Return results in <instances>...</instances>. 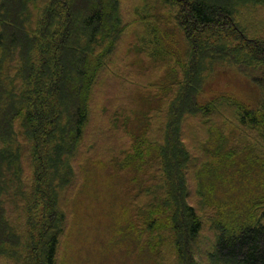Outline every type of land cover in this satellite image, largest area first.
Masks as SVG:
<instances>
[{
    "label": "trees",
    "instance_id": "1",
    "mask_svg": "<svg viewBox=\"0 0 264 264\" xmlns=\"http://www.w3.org/2000/svg\"><path fill=\"white\" fill-rule=\"evenodd\" d=\"M259 9H264V0H146L136 9L137 19L146 20L147 33L141 39L149 38L142 40L145 45L141 51L166 70L162 84L165 82L163 90L169 99L168 119L181 110L179 102L186 88L198 94L206 78L203 72L215 69L221 57H233L236 64L258 70L260 74L253 76L252 82L264 90V39L249 37L264 31ZM77 11L82 12L79 19ZM176 30L185 43L183 56L171 47ZM124 31L119 0H0L2 260L13 256L14 252L7 251L15 244L20 248L19 264H57L67 224L65 201L60 200L77 179L75 163L83 156L80 148L91 102ZM234 42L239 50H225ZM197 98L192 101L195 106L203 115H210L213 106L198 105ZM220 99L217 106L221 112L226 105L234 108L243 126L264 127V97L258 103L260 112L230 97ZM112 114L114 127L129 124L128 113L117 110ZM140 138L126 158L118 159L119 155L114 159L120 169L135 165L142 169L154 161L142 145L136 146ZM154 147L159 157L150 168L165 162L161 169L152 170L161 172L166 186L140 190L139 196L147 200L143 204L134 200L137 212L147 215L139 217L142 225L135 231L140 238L174 232L170 241L175 246L174 260L183 255L186 258L181 243L195 240L203 225L195 207L187 203L185 187L171 179V173L180 170L163 159L169 151ZM88 160L86 155L84 162ZM153 176L155 182L158 176ZM260 204L258 216L238 233L227 227L226 231L218 230L213 259L226 264H264V200ZM28 213L36 214L37 220L26 226L24 234L11 218ZM150 238V250L157 248L160 244ZM152 253L162 258L161 251Z\"/></svg>",
    "mask_w": 264,
    "mask_h": 264
},
{
    "label": "rangeland",
    "instance_id": "2",
    "mask_svg": "<svg viewBox=\"0 0 264 264\" xmlns=\"http://www.w3.org/2000/svg\"><path fill=\"white\" fill-rule=\"evenodd\" d=\"M145 1L119 0L125 31L91 102V116L80 148L83 156L75 163L77 179L60 200L65 201L67 224L57 264H162L163 257L165 264H226L212 258L219 231H226L227 227L238 233L260 213L264 200V127L243 126L234 108L222 105L221 112L217 106L225 96L260 112L258 103H262L264 90L252 82V77L260 73L236 64L233 57H221L215 69L203 72L206 78L198 98L197 90L186 88L179 102L181 110L168 119L169 99L163 90L165 82L162 84L166 70L141 51L145 45L142 40L149 38L141 39L147 33L146 20L137 19L135 12ZM257 14L264 19V9ZM81 15L77 11L78 19ZM260 33L249 37L262 40L264 31ZM173 34L171 47L183 56L186 48L181 33L176 30ZM228 45L225 50H239L234 46L236 42ZM196 98L198 105L213 106L210 115H203L195 106ZM117 110L128 113L126 127L112 125V112ZM139 136L136 146L142 145L150 160H154L150 166L159 157L154 146L159 151H169L167 159H163L180 170L176 174L173 171L171 179L185 187L187 203L195 207L201 219L199 236L181 243L186 258L183 255L174 260L175 246L170 244L174 232L140 238L135 231L142 225L139 217L143 214L145 219L147 215L137 212L134 200L142 204L147 200L139 196L140 190L152 185L166 186L161 172L152 170L159 166L161 169L165 162L151 168L144 165L138 169L135 165L120 169L114 161L119 155L118 159L126 158ZM122 150L128 151L121 153ZM233 152L236 154L230 157L228 154ZM86 155L89 160L85 163ZM153 175L159 177L155 182L151 180ZM36 220L32 213L11 218L24 234L26 226L31 227ZM150 237L160 244L151 250L157 254L161 251L162 258H156L150 250ZM10 248L7 254L14 252L13 256L6 260L0 257V264H19L20 248L15 244Z\"/></svg>",
    "mask_w": 264,
    "mask_h": 264
}]
</instances>
